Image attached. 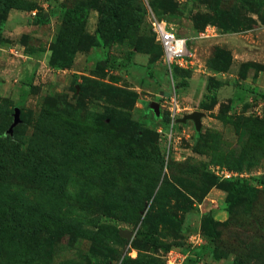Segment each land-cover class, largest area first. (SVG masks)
Wrapping results in <instances>:
<instances>
[{"label":"rangeland","instance_id":"obj_1","mask_svg":"<svg viewBox=\"0 0 264 264\" xmlns=\"http://www.w3.org/2000/svg\"><path fill=\"white\" fill-rule=\"evenodd\" d=\"M151 12L218 35L171 77ZM0 134V264H264V0H0Z\"/></svg>","mask_w":264,"mask_h":264},{"label":"built area","instance_id":"obj_2","mask_svg":"<svg viewBox=\"0 0 264 264\" xmlns=\"http://www.w3.org/2000/svg\"><path fill=\"white\" fill-rule=\"evenodd\" d=\"M150 17L152 32L156 36L157 41L162 46L164 52L163 58L166 66L169 68L171 77H173L172 69L174 66L177 68L187 69L193 64V54L189 48V44L192 40H207L210 38H215L218 35L217 29L215 27L208 26L204 30L197 32L192 38L179 36L173 28L168 27L167 23L164 20L158 19L153 12L150 13ZM169 104L170 119L172 120L173 124H176L181 109L179 107L175 93L172 95ZM218 175L226 180H250L242 173L228 170L218 172ZM185 259V256L181 252L172 250L169 252L167 264H184Z\"/></svg>","mask_w":264,"mask_h":264},{"label":"trees","instance_id":"obj_3","mask_svg":"<svg viewBox=\"0 0 264 264\" xmlns=\"http://www.w3.org/2000/svg\"><path fill=\"white\" fill-rule=\"evenodd\" d=\"M39 21L40 22H46L45 20H41V19ZM178 35L181 36L180 34H178ZM158 44H159L160 49H161L162 54H163L164 52H163L162 46L160 45L159 42H158ZM73 60H74V52H72L69 49L64 50L57 44L55 49H53V51H52V57L50 59V65L52 68H63V69H65V68H69L72 65ZM211 90H212V88H210V86H209L208 91H211ZM211 99L216 101L217 98H216L215 92L212 94ZM204 107L205 106L203 105V108ZM5 139H6V137H4L2 134H0V167L4 163V158L6 157V154L8 152V151L7 152L4 151ZM3 169H5V167H3ZM229 182H231V183L228 185V189H229L228 191H230V193L237 195V196H241L242 194H244L246 192L256 190L257 186H262V189H264V176L254 177L252 180L251 179L250 180H239V179L229 180ZM207 222H208L207 225H209L210 230H211V235L214 236L215 235V229H214L215 222L210 217L207 218ZM157 225H158V220H156L153 224L151 235H154L156 233Z\"/></svg>","mask_w":264,"mask_h":264},{"label":"water","instance_id":"obj_4","mask_svg":"<svg viewBox=\"0 0 264 264\" xmlns=\"http://www.w3.org/2000/svg\"><path fill=\"white\" fill-rule=\"evenodd\" d=\"M156 110H158V106H156ZM202 117H203V113H201V112H193L191 114H188V115L184 116V118L182 120H180V121L181 122H185L187 120L193 121L197 131H199V130H201V118ZM123 235L126 236L127 238L131 237V234H129V233H125Z\"/></svg>","mask_w":264,"mask_h":264}]
</instances>
